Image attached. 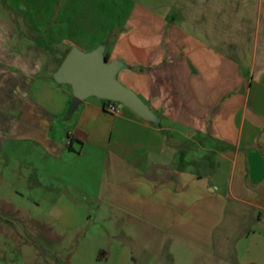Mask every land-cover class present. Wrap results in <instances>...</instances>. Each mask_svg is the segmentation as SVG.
<instances>
[{"label":"crops","instance_id":"crops-1","mask_svg":"<svg viewBox=\"0 0 264 264\" xmlns=\"http://www.w3.org/2000/svg\"><path fill=\"white\" fill-rule=\"evenodd\" d=\"M106 43L159 125L96 97L68 115L59 63ZM13 166L34 206L46 194L68 217L140 198L200 264H231L226 219L264 220V0H0L1 176Z\"/></svg>","mask_w":264,"mask_h":264},{"label":"rangeland","instance_id":"rangeland-1","mask_svg":"<svg viewBox=\"0 0 264 264\" xmlns=\"http://www.w3.org/2000/svg\"><path fill=\"white\" fill-rule=\"evenodd\" d=\"M89 35L86 32L85 37ZM183 152L188 155L189 149L183 148ZM226 168L213 175L227 191ZM19 171L13 166L3 177L0 169V264H200L201 257L182 249L175 233L148 223L140 198L130 199V207L123 201L125 197L119 202L103 198L90 203L81 215L67 217L46 194L34 206L37 196L18 183ZM223 228L227 237L219 230L216 239L231 245V264H264V220L258 223L231 215ZM244 231L251 235L245 236ZM207 259L210 262L205 264H217L215 259Z\"/></svg>","mask_w":264,"mask_h":264},{"label":"water","instance_id":"water-1","mask_svg":"<svg viewBox=\"0 0 264 264\" xmlns=\"http://www.w3.org/2000/svg\"><path fill=\"white\" fill-rule=\"evenodd\" d=\"M106 48L104 44L92 52L73 48L54 74L57 83L72 87L73 101L68 115L75 112L83 101L96 97L126 106L143 120L159 125L160 119L149 105L119 81V72L126 66L119 61H108Z\"/></svg>","mask_w":264,"mask_h":264},{"label":"built area","instance_id":"built-area-1","mask_svg":"<svg viewBox=\"0 0 264 264\" xmlns=\"http://www.w3.org/2000/svg\"><path fill=\"white\" fill-rule=\"evenodd\" d=\"M106 111L112 113V114H115L118 112V104L117 103H108L105 107Z\"/></svg>","mask_w":264,"mask_h":264},{"label":"trees","instance_id":"trees-1","mask_svg":"<svg viewBox=\"0 0 264 264\" xmlns=\"http://www.w3.org/2000/svg\"><path fill=\"white\" fill-rule=\"evenodd\" d=\"M65 58H66V57L63 58V60L61 61L60 65L62 64V62L64 61ZM106 59L109 61V57H108V56H106ZM108 103H111V102H105V106H106Z\"/></svg>","mask_w":264,"mask_h":264}]
</instances>
